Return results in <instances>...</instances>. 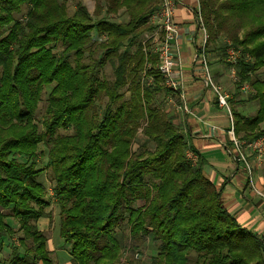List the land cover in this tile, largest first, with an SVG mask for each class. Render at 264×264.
I'll list each match as a JSON object with an SVG mask.
<instances>
[{"label":"trees","instance_id":"16d2710c","mask_svg":"<svg viewBox=\"0 0 264 264\" xmlns=\"http://www.w3.org/2000/svg\"><path fill=\"white\" fill-rule=\"evenodd\" d=\"M66 5L0 0V264H54L37 226L51 203L70 264H264V238L224 209L172 122L174 95L143 37L159 1ZM198 5L204 54L223 60L224 40L241 49L234 88H251L241 102L256 111L231 110L235 135L264 137V78L251 77L264 66V0ZM119 11L127 19L111 20Z\"/></svg>","mask_w":264,"mask_h":264},{"label":"crops","instance_id":"0c3cea01","mask_svg":"<svg viewBox=\"0 0 264 264\" xmlns=\"http://www.w3.org/2000/svg\"><path fill=\"white\" fill-rule=\"evenodd\" d=\"M174 2L173 20L178 26L176 58L179 61V67L174 69L181 73L182 92L189 113L171 110L172 122L181 130L188 151L195 156L204 177L219 190L224 209L242 228L264 238V201L252 190L248 177L234 160L227 133V112L218 107L198 60L203 37L198 0ZM206 61L213 80L233 98L234 85L227 76L223 60L207 54ZM209 125L216 128L211 130ZM248 159L254 163L253 156L249 155ZM251 179L254 187L264 193V158L260 166H253Z\"/></svg>","mask_w":264,"mask_h":264},{"label":"built area","instance_id":"2783aa9c","mask_svg":"<svg viewBox=\"0 0 264 264\" xmlns=\"http://www.w3.org/2000/svg\"><path fill=\"white\" fill-rule=\"evenodd\" d=\"M159 8L153 12L149 17V24L153 27L150 33L143 35L144 41H148L151 45L153 53L158 55L159 69L164 79V86L170 90L174 97L167 98V103L171 110L175 112L189 113L188 106L185 102V96L182 92V76L179 70L174 69L179 67V61L176 58L177 44L176 37L178 26L173 20L174 0H158ZM200 15V14H199ZM199 22L202 26V43L198 60L202 67L205 82L214 94L218 107L224 109L228 115L229 128L227 133L230 137L232 152L234 154L235 162L241 166L244 173L248 177V182L252 190L264 201V193L257 190L251 179L253 166H260L264 158V137H260L251 141H242L234 133L233 117L229 108V93L219 83L213 80L204 54V46L207 40V33L204 29L201 18ZM240 57L237 50L233 49L230 45L225 49V64L227 65V73L232 80V83L237 81L236 63ZM177 76V77H176ZM243 93L249 92L247 85H243L240 89ZM209 129L214 130V125H209ZM249 155L253 156L254 163L249 161ZM187 157L195 162V156L187 152Z\"/></svg>","mask_w":264,"mask_h":264},{"label":"rangeland","instance_id":"374dc122","mask_svg":"<svg viewBox=\"0 0 264 264\" xmlns=\"http://www.w3.org/2000/svg\"><path fill=\"white\" fill-rule=\"evenodd\" d=\"M64 2H66V4H67L66 8L68 9L69 13H71L74 10L75 2H81L83 5L86 6L87 10L91 14H93V12H94L95 0H64ZM110 17L112 18L111 20H119V21H124L127 19V15L124 13V11H119L116 15H111ZM223 42H227V43H225L227 47L230 44V43H228L227 40L226 41L224 40ZM239 50H241V49H238V51ZM239 53H240V51H239ZM223 63L225 64V54L223 56ZM226 67H227V65H226ZM103 75L110 78L111 68L108 64H106L103 68ZM227 76L232 83V80L229 77V74H227ZM251 77L252 78H258V77L264 78V66L259 67L255 73L251 74ZM233 85H234V83H233ZM248 88L251 91V88L249 86H248ZM233 91L234 92L231 93L232 96H233V94H234V96H236L235 94L237 92L235 91V88L233 89ZM249 92L243 93L241 91V93H237V97H235V99H234V97L231 98V95L229 93L228 103H229L230 110L236 109L237 111H241V113H243L244 115H247V116L253 115L256 111L255 102H253V101L245 102V103L241 102L242 100L247 99V94ZM240 94H241V97H240ZM239 102H241V103H239ZM237 107L239 109H237ZM231 114H232V112H231ZM44 164H45V161L39 159L37 161L36 169L37 170H43V168L45 166ZM39 179L41 182L44 183V186L46 188L45 189L46 198L50 199L52 192L50 190L51 184L48 180V177L44 174V172H42V174L39 176ZM47 211H49L51 214L50 219L44 218V219L39 220L37 226L40 230H43V232L48 237L47 246H48V249L52 252V255H51L52 262L54 264H69L68 263V261H69L68 246L64 244L63 240L60 238V235H59L58 208L53 203H51L49 208H47ZM7 222L11 228H15L16 223L11 218L8 219ZM7 246H8V243L6 242V240H3L2 245H0V258L5 257L6 251L4 248ZM144 250H145L144 255H145V260H146L149 257V253H150V246L147 242H146Z\"/></svg>","mask_w":264,"mask_h":264}]
</instances>
